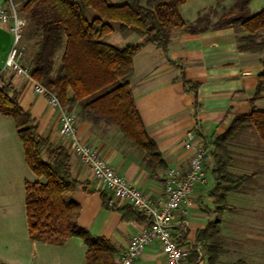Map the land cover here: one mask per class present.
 <instances>
[{
    "label": "crops",
    "instance_id": "1",
    "mask_svg": "<svg viewBox=\"0 0 264 264\" xmlns=\"http://www.w3.org/2000/svg\"><path fill=\"white\" fill-rule=\"evenodd\" d=\"M107 1L115 5L125 2ZM237 2L186 0L180 6V14L184 21L193 23L206 13L205 16L209 15L215 23L221 15L235 11ZM0 4H4L3 0ZM18 4H15L16 8ZM263 9L264 0H250L246 13L239 16L250 17ZM240 24L198 33L175 28L167 53L149 43L134 56L131 93L146 132L161 153L165 169L147 168L141 152L124 140L116 128L81 120L80 107L76 106L72 112L77 117L82 139L96 148L131 185L154 198L162 196L167 169L188 168L189 154L183 148L187 134H193L196 140L212 142L225 133L236 116L250 114L253 109H264V83L260 80L264 71V50L240 52V32L233 27ZM114 27V31L104 38L110 45L119 48L143 41L133 32L120 31L118 24ZM13 40L8 24L0 22V71ZM21 59L22 56L20 63ZM6 75L12 78L20 107L35 120L38 134L55 146H65L59 134L58 112L49 106L45 96L34 92V80L12 72ZM111 128L115 134L107 131ZM69 154L71 173L80 183L74 194L81 208L77 223L91 235L109 240L119 255L127 248L131 236L147 228L148 222L131 209L123 214L120 209L128 205L115 200L91 171L75 155ZM213 163L212 156L205 161L208 190L205 191L203 183L194 188L193 201L196 200L199 206H187L173 220L172 228L188 252V262L194 255L195 264H209L205 242H198L197 235L216 220L215 199L210 196L215 186L211 174ZM35 180L37 177L26 162L14 120L0 113V264H88L86 246L79 238H69L61 245L30 239L25 183ZM102 192L117 209L104 207ZM232 194L227 199L230 208L222 215L220 264H235L239 260L249 264L252 255L247 252H258L259 247L264 252V220L258 216L259 212L264 214V193L252 192L239 197ZM234 199L236 204H232ZM202 202L204 207H201ZM139 264H166L157 241L144 250Z\"/></svg>",
    "mask_w": 264,
    "mask_h": 264
},
{
    "label": "trees",
    "instance_id": "2",
    "mask_svg": "<svg viewBox=\"0 0 264 264\" xmlns=\"http://www.w3.org/2000/svg\"><path fill=\"white\" fill-rule=\"evenodd\" d=\"M3 2L5 5L19 2L17 11L31 27L29 36L35 39L36 50L31 68L27 67L29 75L56 94L66 110L72 112L79 106L81 120L116 128L124 140L141 152L150 170L165 169L166 165L156 143L146 132L131 93L134 56L149 43L167 53L175 28L198 33L238 22L240 26H233L236 31L242 29L248 33L238 37L240 52L264 50V9L250 17L239 16L246 13L250 0H238L236 10L221 15L215 23L209 15L193 23L184 21L180 6L186 0H125L121 5L107 0ZM115 24L120 31L133 32L143 41L119 48L106 43L104 38L114 31ZM3 74L0 72V113L14 120L26 162L37 177L25 183L30 239L61 245L69 238H79L86 246L88 264H116L120 255L116 247L103 237L91 235L77 223L81 208L74 194L80 183L71 173L68 150L38 134L35 120L19 105L12 78L4 79ZM260 80H264V71ZM246 127L255 129L264 142V110L253 109L250 114L236 116L223 135L207 142L213 148L211 174L215 186L210 196L215 199L216 220L198 232L197 240L205 242L209 264H220L222 215L230 208L227 199L251 180L248 175H235L230 170L232 158L228 147ZM102 198L105 208L117 209L105 192ZM129 209L132 210L128 205L120 211L125 214ZM195 261L192 255L188 263L195 264ZM235 264L246 263L239 260Z\"/></svg>",
    "mask_w": 264,
    "mask_h": 264
},
{
    "label": "built area",
    "instance_id": "3",
    "mask_svg": "<svg viewBox=\"0 0 264 264\" xmlns=\"http://www.w3.org/2000/svg\"><path fill=\"white\" fill-rule=\"evenodd\" d=\"M0 22L8 24L14 39L0 72H12L32 78L28 68L20 63L22 50L19 49V44L26 24L25 19L19 16L14 4H0ZM34 82V92L45 96L49 106L58 112L59 134L68 152L75 155L91 171L94 178L112 193L115 200L129 205L148 222L147 228L131 236L127 248L120 253L116 264H139L142 253L154 241L160 244L166 264H189L188 252L172 228L173 220L176 214L185 211L192 204L195 186L206 182L205 161L211 157L212 146L206 141L196 140L193 134H187L183 140V148L189 154L188 168H168L163 195L154 198L117 173L96 148L82 139L76 115L62 106L56 94L36 80Z\"/></svg>",
    "mask_w": 264,
    "mask_h": 264
},
{
    "label": "rangeland",
    "instance_id": "4",
    "mask_svg": "<svg viewBox=\"0 0 264 264\" xmlns=\"http://www.w3.org/2000/svg\"><path fill=\"white\" fill-rule=\"evenodd\" d=\"M205 14L206 13H204L202 17L205 16ZM30 31H31V27L26 23L23 29L22 39L19 44L20 50H23V48H25V50L21 55L22 56L21 64L22 66L28 68H31L30 63L33 61V57L35 55V50H36L34 45L35 39L34 38L32 39L31 36H29L31 35ZM247 35L248 33L245 30L241 29L238 37L247 36ZM6 74L7 73L3 74L4 79H7ZM260 110H264V109H260ZM232 122L228 124L227 130ZM112 130L113 129L111 128L110 130L108 129L107 131L112 132ZM112 133L115 134V131H113ZM228 148L229 151L231 152V158H232L231 167H230L231 172L235 175H248L251 177V180H249V182L246 183L243 188H241L237 192H234L232 195L234 197H239L242 195L250 194L252 192L253 193L256 192L258 194L264 193V142L261 140L255 129L251 127H246L243 131L237 133ZM206 179H207V175H206ZM202 185L206 186L205 191L208 190V186H209L208 182H204ZM232 201H233L232 204L233 203L236 204L235 199ZM192 204H195L197 207L199 206L196 200L195 202L193 201ZM201 207H204L203 202L201 203ZM258 216L262 220H264V214L259 212ZM254 217H257V215H254ZM245 228L250 229L249 227H245ZM257 230L259 231V229ZM260 250L261 249L259 247V250H257L258 252L254 251L253 254L251 252H247V254L252 255V257L249 259L250 261L249 264H264V257H263L264 252ZM255 256H258L259 258H255Z\"/></svg>",
    "mask_w": 264,
    "mask_h": 264
}]
</instances>
